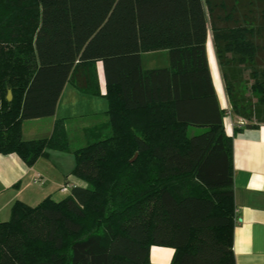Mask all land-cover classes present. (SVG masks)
I'll use <instances>...</instances> for the list:
<instances>
[{
    "label": "trees",
    "instance_id": "1",
    "mask_svg": "<svg viewBox=\"0 0 264 264\" xmlns=\"http://www.w3.org/2000/svg\"><path fill=\"white\" fill-rule=\"evenodd\" d=\"M209 34L233 114L264 121V0H0V153L30 166L66 150L62 119L30 140L21 122L52 115L68 81L100 95L98 62L107 100L105 122L73 151L84 184L15 201L0 264H150L152 245L171 247V264H235L233 135ZM159 49L168 65L143 68L141 54ZM246 68L256 100L242 104L233 90Z\"/></svg>",
    "mask_w": 264,
    "mask_h": 264
},
{
    "label": "crops",
    "instance_id": "2",
    "mask_svg": "<svg viewBox=\"0 0 264 264\" xmlns=\"http://www.w3.org/2000/svg\"><path fill=\"white\" fill-rule=\"evenodd\" d=\"M207 41L211 42L209 53ZM206 57L218 103L225 110L224 131L227 135H233L235 226L232 250L235 264H264V121H253L252 125H247L245 119L233 114L209 35ZM96 67L100 95H103L105 83L100 62L96 63ZM94 97L81 93L71 82H66L52 115L21 122L22 138L47 137L52 132L54 122L62 119L66 137L71 135L68 131L73 123L72 127L79 132L78 143L86 144L84 130L98 127L106 120L107 107L98 112L93 104ZM90 118H95L90 125L82 123L84 119ZM28 120L32 123L25 131L24 123ZM74 162L71 149H47V154L40 156L30 166L15 153H0V221L9 218L11 206L17 200L28 205H35L47 196L59 200L69 194L71 185L84 184L70 173ZM65 186L66 190H61ZM172 254L171 247L152 245L149 249L150 264H171Z\"/></svg>",
    "mask_w": 264,
    "mask_h": 264
},
{
    "label": "rangeland",
    "instance_id": "3",
    "mask_svg": "<svg viewBox=\"0 0 264 264\" xmlns=\"http://www.w3.org/2000/svg\"><path fill=\"white\" fill-rule=\"evenodd\" d=\"M209 36L211 37L210 34H209ZM210 43H211L210 41H207L208 53L210 52L209 51L210 50L209 49ZM210 64H211V61H210ZM167 65H168V54H167L166 49H159V50H155V51L143 52L141 54V66L143 68H158V67H165ZM248 72H249V68H246L245 70H243V73H242L243 78H241L240 81L234 86V90H233V94L236 95V97L239 99V102L243 101L242 104L253 103L256 100V96H255L256 94H254L250 88L251 82L249 80L250 77L248 75L249 74ZM8 90H10V89H8ZM11 97H12V93H11ZM94 98H96V99H94L95 102L93 104L96 107V109H98L97 111L98 112L104 111L107 107L106 98L103 95H95ZM99 116H102V115H99ZM243 119H245V118H243ZM92 121H95V118L84 119L82 123L85 125H90L92 123ZM30 123H32V122H30L29 120L25 121V123H24L25 131L27 130V128H28L27 126H29ZM72 124H71L70 128H71V130L73 129V131H71V130L68 131L69 135L70 134L71 135L69 136V138L66 137V140H67V149L66 150L71 149L72 151H74L75 148H78L80 145H83L84 143L83 142L78 143V141H79L78 133L79 132L74 130L75 128L72 127L73 126ZM31 128L34 129L35 128L34 125H32ZM196 130H198V129H196ZM82 140H83V138H82Z\"/></svg>",
    "mask_w": 264,
    "mask_h": 264
},
{
    "label": "water",
    "instance_id": "4",
    "mask_svg": "<svg viewBox=\"0 0 264 264\" xmlns=\"http://www.w3.org/2000/svg\"><path fill=\"white\" fill-rule=\"evenodd\" d=\"M6 99H7V100H10V99H11V91H10V90L7 91ZM134 157H135V156H133V157L131 158V160H133Z\"/></svg>",
    "mask_w": 264,
    "mask_h": 264
},
{
    "label": "built area",
    "instance_id": "5",
    "mask_svg": "<svg viewBox=\"0 0 264 264\" xmlns=\"http://www.w3.org/2000/svg\"><path fill=\"white\" fill-rule=\"evenodd\" d=\"M242 123H243V122H242ZM61 190L65 191V190H66V186H65V187H63Z\"/></svg>",
    "mask_w": 264,
    "mask_h": 264
}]
</instances>
